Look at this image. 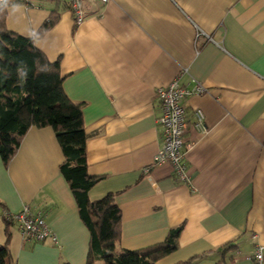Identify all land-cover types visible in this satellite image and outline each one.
<instances>
[{"label":"crops","instance_id":"obj_1","mask_svg":"<svg viewBox=\"0 0 264 264\" xmlns=\"http://www.w3.org/2000/svg\"><path fill=\"white\" fill-rule=\"evenodd\" d=\"M84 12L77 26L66 0H20L6 27L32 39L56 21L35 46L83 106L88 172L103 178L89 200L115 198L119 250L163 245L181 229L177 250L158 264H255L264 249V0H111ZM175 82L207 92L185 101L191 188L171 165H155L156 92ZM198 111L204 133L194 127ZM63 163L52 129L30 130L7 167L0 159V248L8 231L14 264H87L90 235ZM26 207L43 215L57 245L26 242L6 222Z\"/></svg>","mask_w":264,"mask_h":264},{"label":"trees","instance_id":"obj_2","mask_svg":"<svg viewBox=\"0 0 264 264\" xmlns=\"http://www.w3.org/2000/svg\"><path fill=\"white\" fill-rule=\"evenodd\" d=\"M12 1V0H11ZM0 8V159L8 166L17 155L22 141L32 129H52L64 156L60 168L67 182L79 217L90 235L87 264H158L177 250L181 229L169 234L167 242L138 252L119 250L122 213L115 198L91 203L90 191L103 178L88 172L83 106L66 96L58 64H52L35 42L56 25L45 24L32 39L20 37L6 27L8 9ZM10 236L0 248V264H14L9 250ZM190 264V263H188Z\"/></svg>","mask_w":264,"mask_h":264},{"label":"built area","instance_id":"obj_3","mask_svg":"<svg viewBox=\"0 0 264 264\" xmlns=\"http://www.w3.org/2000/svg\"><path fill=\"white\" fill-rule=\"evenodd\" d=\"M20 0H0V8L7 7L10 2L17 3ZM111 0H66L77 26L85 21L84 6L93 2L97 5L106 6ZM207 94L201 86L195 90H190L179 86L177 82L169 88L160 89L156 92V103L161 112L158 125L161 131V150L156 158L155 165L169 164L174 169L178 182L185 187H192V179L187 175L185 165L186 152L190 149L185 143V136L188 128L185 101L193 97H203ZM195 129L199 132H206L204 126V115L198 111L195 114ZM149 173V171H146ZM149 181L152 182L151 178ZM5 220L9 224L17 225L19 232L26 242L32 244H44L51 242L58 244L55 233L46 224L41 213H35L30 207L24 208L15 215H5ZM255 264H264V249L256 248L254 255Z\"/></svg>","mask_w":264,"mask_h":264}]
</instances>
